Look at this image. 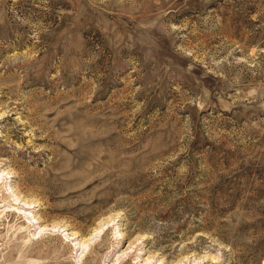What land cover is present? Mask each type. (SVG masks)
Segmentation results:
<instances>
[{"label": "rangeland", "instance_id": "374dc122", "mask_svg": "<svg viewBox=\"0 0 264 264\" xmlns=\"http://www.w3.org/2000/svg\"><path fill=\"white\" fill-rule=\"evenodd\" d=\"M0 264H264V0H0Z\"/></svg>", "mask_w": 264, "mask_h": 264}]
</instances>
